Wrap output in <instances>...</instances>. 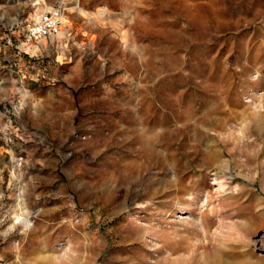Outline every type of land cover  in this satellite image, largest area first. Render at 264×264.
Here are the masks:
<instances>
[{
	"label": "rangeland",
	"instance_id": "374dc122",
	"mask_svg": "<svg viewBox=\"0 0 264 264\" xmlns=\"http://www.w3.org/2000/svg\"><path fill=\"white\" fill-rule=\"evenodd\" d=\"M217 256L264 264V0H0V264Z\"/></svg>",
	"mask_w": 264,
	"mask_h": 264
},
{
	"label": "built area",
	"instance_id": "2783aa9c",
	"mask_svg": "<svg viewBox=\"0 0 264 264\" xmlns=\"http://www.w3.org/2000/svg\"><path fill=\"white\" fill-rule=\"evenodd\" d=\"M63 14L62 6L56 5L44 13L39 20L29 23L23 31L25 40L32 42L57 35L62 25Z\"/></svg>",
	"mask_w": 264,
	"mask_h": 264
},
{
	"label": "bare ground",
	"instance_id": "6f19581e",
	"mask_svg": "<svg viewBox=\"0 0 264 264\" xmlns=\"http://www.w3.org/2000/svg\"><path fill=\"white\" fill-rule=\"evenodd\" d=\"M64 20H65V18H64ZM64 24V23H63ZM174 251H177L178 249H173ZM219 254V253H218ZM215 255H217V252H216V254ZM219 256H217V258H218ZM219 259H220V257H219ZM225 259H227V258H225ZM207 262V261H206ZM238 262V261H237ZM237 262H234V263H237ZM205 263V262H204ZM203 263V264H204ZM234 263H231V262H228V261H221V259H220V261H218L217 260V262L216 261H214V263H212V264H234ZM238 264V263H237Z\"/></svg>",
	"mask_w": 264,
	"mask_h": 264
}]
</instances>
